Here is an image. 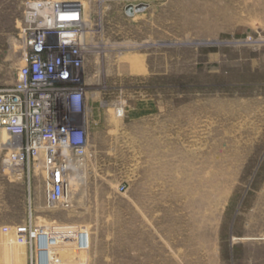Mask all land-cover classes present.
Listing matches in <instances>:
<instances>
[{
	"label": "rangeland",
	"instance_id": "1",
	"mask_svg": "<svg viewBox=\"0 0 264 264\" xmlns=\"http://www.w3.org/2000/svg\"><path fill=\"white\" fill-rule=\"evenodd\" d=\"M34 1L0 0V88L16 81ZM144 6L125 18L87 3L103 87L91 158L68 211L46 207L38 173L32 221L88 233L85 253L54 249L60 264H264V0ZM2 145L0 264H29L16 231L27 185L8 177Z\"/></svg>",
	"mask_w": 264,
	"mask_h": 264
},
{
	"label": "built area",
	"instance_id": "2",
	"mask_svg": "<svg viewBox=\"0 0 264 264\" xmlns=\"http://www.w3.org/2000/svg\"><path fill=\"white\" fill-rule=\"evenodd\" d=\"M101 14L119 10L133 18L145 0H41L29 3L20 27L23 53L14 84L0 88V131L7 136L1 165L12 181H25L27 219L16 227L17 242L28 249L29 264H60L54 249L85 253L89 236L83 229L61 231L32 221L31 182L41 172L48 209L68 211L78 173L90 160L95 125L89 100L102 83L100 55L94 48L96 26L87 3ZM131 8L133 15L126 14ZM116 13V12H115ZM112 52V50H111ZM105 57V55H103ZM94 58V73L88 72ZM103 88V87H102ZM114 116H124L117 102ZM123 186L120 191H124ZM43 244L37 242V237ZM42 242V241H40Z\"/></svg>",
	"mask_w": 264,
	"mask_h": 264
},
{
	"label": "water",
	"instance_id": "3",
	"mask_svg": "<svg viewBox=\"0 0 264 264\" xmlns=\"http://www.w3.org/2000/svg\"><path fill=\"white\" fill-rule=\"evenodd\" d=\"M144 9H145V6L140 5L135 9V13H140V12L144 11ZM126 14L129 16L133 15L130 7L126 9Z\"/></svg>",
	"mask_w": 264,
	"mask_h": 264
},
{
	"label": "bare ground",
	"instance_id": "4",
	"mask_svg": "<svg viewBox=\"0 0 264 264\" xmlns=\"http://www.w3.org/2000/svg\"><path fill=\"white\" fill-rule=\"evenodd\" d=\"M2 137H0V145H4V144H6L7 143V139H6V135H5V133L4 132H2ZM3 140V141H2ZM2 145V146H3Z\"/></svg>",
	"mask_w": 264,
	"mask_h": 264
}]
</instances>
